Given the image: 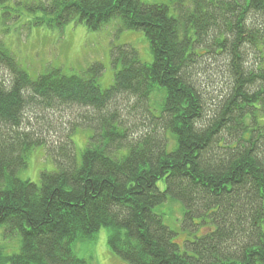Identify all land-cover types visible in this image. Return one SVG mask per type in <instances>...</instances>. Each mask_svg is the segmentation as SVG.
Returning <instances> with one entry per match:
<instances>
[{
    "label": "trees",
    "instance_id": "obj_1",
    "mask_svg": "<svg viewBox=\"0 0 264 264\" xmlns=\"http://www.w3.org/2000/svg\"><path fill=\"white\" fill-rule=\"evenodd\" d=\"M25 4L43 12L35 26L117 19L143 33L150 61L115 47L101 88L100 63L31 77L0 39V240L20 241L11 254L0 244V264H85L71 243L101 227L130 264H264V0ZM217 78L227 93L211 108ZM57 105L79 108L89 130L78 156L70 136L47 141L30 123L41 112L49 131ZM39 144L53 167L36 183L19 175ZM168 200L181 206L179 231L157 210Z\"/></svg>",
    "mask_w": 264,
    "mask_h": 264
},
{
    "label": "rangeland",
    "instance_id": "obj_2",
    "mask_svg": "<svg viewBox=\"0 0 264 264\" xmlns=\"http://www.w3.org/2000/svg\"><path fill=\"white\" fill-rule=\"evenodd\" d=\"M30 0H0V39L5 47L15 57L19 65L31 76L44 73L47 70L59 68L66 75L80 74L87 67L100 63L102 71L97 77V82L101 88H107L113 82L115 65L112 62L111 52L115 47L130 45L134 48L143 62L150 61L148 43L142 32L130 29H122L119 20H112L107 25L98 30L88 29L84 23L71 19L62 26V29L48 27L46 25L35 26L33 22L36 17H41L43 12L37 10L35 13L27 9L26 2ZM143 2H167L168 0H142ZM24 4L23 6H20ZM208 76L212 78V68L209 66ZM4 70L0 67V72ZM4 74V73H3ZM206 81L207 76L201 77ZM208 82H205L207 84ZM218 83L217 89L215 84ZM209 84V83H208ZM207 86V93L213 96L206 105L211 108L218 106L219 101L227 93L225 83L216 79L215 83ZM226 87V88H225ZM48 120L51 129L44 132L41 128L43 124L39 120L44 118L41 112L32 118L30 123L36 130V135H40L47 141L67 140L70 136L76 142L78 149L83 147L89 131L85 125L78 122L77 116L80 109L75 105H57L47 107ZM214 110V109H213ZM31 114V113H30ZM212 114V113H211ZM212 116V115H211ZM208 115V118L211 117ZM36 117V118H37ZM207 118V119H208ZM76 121V122H75ZM75 123V125H74ZM27 127V126H26ZM80 127V128H79ZM79 128L78 131H76ZM83 128V129H82ZM41 132V134L39 133ZM81 149L78 151V153ZM29 159L28 166L22 170L20 177L38 183L39 173L44 170H52V162L46 152H35ZM42 155L40 158L39 156ZM37 157L35 161L34 157ZM50 161V162H49ZM44 165V166H43ZM23 173V175H22ZM180 204L173 200H168L157 208L163 214L166 225L171 229L179 231ZM109 228L101 227L92 237L86 239H76L71 243L73 253L85 264H130L115 255L108 245ZM17 241V244L15 242ZM3 251L6 254L18 252L19 237L15 235L13 240L4 238L0 240Z\"/></svg>",
    "mask_w": 264,
    "mask_h": 264
},
{
    "label": "bare ground",
    "instance_id": "obj_3",
    "mask_svg": "<svg viewBox=\"0 0 264 264\" xmlns=\"http://www.w3.org/2000/svg\"><path fill=\"white\" fill-rule=\"evenodd\" d=\"M78 130H79V128H78ZM58 141V139L56 140V141H54V140H52V142H57ZM72 141L74 142V145H75V147H74V150L73 151H75L74 153L76 154V156H78V151H79V149L77 148V146H76V141L74 140V139H72ZM36 149L38 150V151H40V152H46V150H45V147L43 146V145H41V144H39L38 146H36ZM13 240V239H12ZM17 243V241L15 242V244ZM10 245H11V241H10Z\"/></svg>",
    "mask_w": 264,
    "mask_h": 264
}]
</instances>
